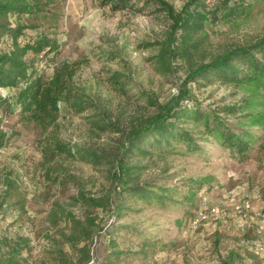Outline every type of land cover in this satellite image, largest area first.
<instances>
[{"label":"rangeland","instance_id":"obj_1","mask_svg":"<svg viewBox=\"0 0 264 264\" xmlns=\"http://www.w3.org/2000/svg\"><path fill=\"white\" fill-rule=\"evenodd\" d=\"M167 1L180 9L186 0ZM244 3L242 14L211 27L206 58L226 47L264 36V0ZM23 21L36 25V31L49 34L59 46L35 59L39 72L49 76L59 65L68 64L75 70L73 93L97 103L100 100V107L106 108L108 115H116L120 108L130 115L137 105L151 106L145 95L161 102L178 94L183 67L176 64L165 70L150 59L167 39V19L161 11H112L103 0H54L39 15H24ZM24 32L32 36L35 29ZM145 42L152 46L141 47ZM28 58H33L32 54ZM114 70L131 76L128 96L117 94L110 85L108 77ZM191 87L188 106L217 110L223 117L225 113L218 108L242 106V116L226 118H240L239 124L253 132L249 160L235 162L215 139H201L195 132L197 142L203 146L200 153L191 155L182 145H176L165 155L135 158L144 168L139 182L154 189H180L176 195L178 203L165 207L157 201L124 196L121 217L114 211L118 189L107 171L108 164L94 165L63 155L52 158L43 150L57 137L72 145L117 152L114 136H98V130L91 129L93 108L75 112L63 102L53 124L26 122L18 111L0 108L8 116L1 125L9 133L0 145V240L25 237L30 249L25 254L34 264H220L214 236L221 233H216L212 225L193 232L187 228V220L201 200L206 201V207L218 206L226 211L228 219H235L232 203L223 196L228 192L236 194L238 203L245 198L257 201L259 194L264 200V78L239 86L216 82ZM183 122L193 131L198 128L190 120ZM202 187L208 188L203 194ZM79 190L92 196H110L105 208L87 209L96 216L97 224L86 242L88 259L81 257L78 247L63 242L60 231L69 232L66 222L54 221L63 212L83 218L86 207L74 199ZM257 212L248 213V224L250 217L263 224L264 209L259 217ZM230 225V236L244 229L238 219Z\"/></svg>","mask_w":264,"mask_h":264},{"label":"trees","instance_id":"obj_2","mask_svg":"<svg viewBox=\"0 0 264 264\" xmlns=\"http://www.w3.org/2000/svg\"><path fill=\"white\" fill-rule=\"evenodd\" d=\"M53 1L0 0V87L7 92V96H0V108L18 111L19 117L26 122L47 124L55 123L63 102L75 112L93 108L90 114L91 129L98 130V136L101 133L114 136L117 152L100 147L72 145L57 137L53 143L43 147V150L45 155L52 158L63 155L94 165L108 164L107 171L118 189L114 208L118 217L122 215L124 196L143 198L148 202L157 201L165 207L178 203L176 195L180 189L166 186L154 189L152 185L140 183V174L144 168L134 159H150L156 153L165 155L171 153L176 145H182L184 151L191 155L200 153L203 146L197 142L194 132L201 139H215L233 156L235 162L245 163L249 160L253 132L239 124L240 118L233 121L226 118L242 116V106L229 104L218 108L225 113L223 117L217 110H203L199 106L187 104L193 91L191 85L205 86L219 82L239 86L259 77L264 78V36L254 42L226 47L209 58L205 54L211 41V27L242 14L245 0H186L180 9H175L167 0H103L112 11L130 8L141 12L152 8L163 12L167 19V39L159 52L150 59L165 70H171L176 64L183 67L184 73L179 80L177 96L156 102L145 95L146 103L151 106L137 105L130 115L121 108L116 115H108L107 109L100 107V100L97 103L94 99L73 93L72 77L75 70L69 68L68 64L59 65L49 76L39 72L36 58L43 52L56 51L59 46L49 34L36 31V25L25 23L23 16L39 15ZM29 28L35 29L32 36L24 32ZM150 46L152 44L149 42L141 45L143 48ZM29 53L33 58H28ZM108 81L117 94L129 95L131 76L127 72L114 70ZM183 120L192 121L198 128L193 131L185 127ZM4 121H8V116L0 112V145L9 134L1 125ZM9 188L10 184L7 182L6 193ZM206 189L208 188L202 187L200 193L203 194ZM109 198V195L92 196L79 190L74 199L86 207L83 218L76 217L71 212L55 216L56 223L65 221L69 228L68 233L60 231L63 242L72 248L78 247L81 257L85 259L89 257L86 242L91 239L97 225L96 216L87 209H103L108 205ZM202 202L198 201L190 211L187 228L200 232L212 225L216 233H221L214 236L217 251L221 255L220 264H264L251 245V240L255 237V224L246 223L242 226V233L234 232L236 238L241 236L245 240L244 250L223 249L220 244L222 237L230 236V232H227L230 230L227 229L228 218L217 222L211 219L197 230H192L191 222ZM29 251L25 237L0 240V264H34L29 261V254H25Z\"/></svg>","mask_w":264,"mask_h":264},{"label":"built area","instance_id":"obj_3","mask_svg":"<svg viewBox=\"0 0 264 264\" xmlns=\"http://www.w3.org/2000/svg\"><path fill=\"white\" fill-rule=\"evenodd\" d=\"M0 96H7V92L4 88L0 87ZM232 176V175H231ZM229 202L232 203L233 216L238 219V224L244 226L247 221L248 213L252 210V198H245L241 202H236V194L234 192H228L223 195ZM256 197V196H255ZM259 197V195L257 196ZM206 201L202 202L201 208L198 210L196 216L191 222L192 230H197L202 225L207 224L210 220H215L217 222L220 219L228 218L225 210H221L218 206H212L210 208L206 207ZM256 216H261V212H257ZM253 224V223H252ZM231 225L227 226L230 229ZM255 237L251 240V245L254 247V251L260 256L264 263V225L255 224Z\"/></svg>","mask_w":264,"mask_h":264},{"label":"crops","instance_id":"obj_4","mask_svg":"<svg viewBox=\"0 0 264 264\" xmlns=\"http://www.w3.org/2000/svg\"><path fill=\"white\" fill-rule=\"evenodd\" d=\"M257 209H260V210H257ZM263 209H264V200L263 201L261 200V195H260L258 197L257 201L255 200V201L252 202V210L249 211V213H251L252 211L253 212H255V211L262 212ZM236 221H237L236 218L232 219V220L228 219L227 220V222H228L227 224L228 225H230V224L233 225V224H236ZM249 221L251 222L249 224H252V223L253 224H261L258 220H254V218H251V217H250ZM247 222H248V218H247L246 223ZM262 222H263L262 225H264V218L262 219ZM235 229H237V228L235 227ZM240 233H242V230H241ZM220 244H222L223 249H229V250H244V248H245V240L241 236H239L238 238H236L235 236H227V237H224V238L222 237L221 241H220Z\"/></svg>","mask_w":264,"mask_h":264}]
</instances>
